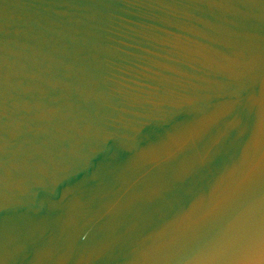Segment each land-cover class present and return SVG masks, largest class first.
Here are the masks:
<instances>
[{
	"label": "water",
	"instance_id": "95a60500",
	"mask_svg": "<svg viewBox=\"0 0 264 264\" xmlns=\"http://www.w3.org/2000/svg\"><path fill=\"white\" fill-rule=\"evenodd\" d=\"M0 264H264V0H0Z\"/></svg>",
	"mask_w": 264,
	"mask_h": 264
}]
</instances>
